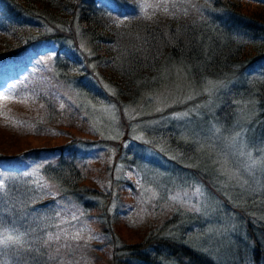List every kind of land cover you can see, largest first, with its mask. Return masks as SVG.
I'll return each instance as SVG.
<instances>
[{
    "label": "trees",
    "instance_id": "obj_1",
    "mask_svg": "<svg viewBox=\"0 0 264 264\" xmlns=\"http://www.w3.org/2000/svg\"><path fill=\"white\" fill-rule=\"evenodd\" d=\"M162 1L0 0V264H264V0Z\"/></svg>",
    "mask_w": 264,
    "mask_h": 264
},
{
    "label": "rangeland",
    "instance_id": "obj_2",
    "mask_svg": "<svg viewBox=\"0 0 264 264\" xmlns=\"http://www.w3.org/2000/svg\"><path fill=\"white\" fill-rule=\"evenodd\" d=\"M163 1H165V0H163ZM34 58H35V56H33L32 54L26 55V56L18 59L16 63L10 64L8 66L7 70H9V72H11V70L15 68L18 70L23 69L25 71L28 68V66L31 65L32 62L36 61ZM263 68H264V65H262L261 67L255 68V69H248L246 71V75L244 76L245 77L244 79L249 80L251 78L256 77L257 74H255V73L262 72ZM4 81H5L4 77H2L0 75V107H4L3 111L8 110V111L14 113L15 117L22 115V114H25L27 112V109H28L26 104H22V102L13 101L12 99L9 100V96H8L9 89L8 88L4 89V86H3ZM231 81H233V79H231ZM18 105H22V106H18ZM3 117L4 118L7 117L5 112H3ZM22 145L23 144L20 141L18 143V146H22ZM225 148L227 151H234V154H233L234 161H236V163L239 166L242 167L244 165H247L250 161L253 162V160L251 158L252 153H251V150L249 149V147L239 144L240 150L238 151V150H236L235 145L227 144L225 146ZM95 155L92 154L93 157ZM102 156L103 155H101L99 158V154H97L98 158L91 160L92 161L91 165L93 167H99L102 164V162L104 161ZM128 177L130 178V176H128ZM133 177H134L133 181L136 182L137 178L139 177L137 172H135V174H133ZM106 181H107V174L106 173L103 174L102 172H100L98 175H96L92 178H89L87 180V184L90 187H92L98 191H102V190H104V188L106 186ZM130 203L131 204L134 203V205H136L137 199L134 198L133 196H131V194L129 192L127 202L125 205H128ZM127 216H128L127 219L122 220V227L120 228L121 237L129 240L130 242H135V241L141 240L147 231V225H148L147 221H148V218H151V216L142 215L141 206H139V207L135 206L133 209V213L130 216L127 214ZM92 231H93V229H92ZM62 232L63 231L59 232V230H58V233H62ZM65 235L66 234L59 236V241L61 244L64 243V236ZM69 235H70L71 240H77L76 236L73 233H69ZM91 238L93 239V241L95 243L100 242V240H98L95 235L91 236Z\"/></svg>",
    "mask_w": 264,
    "mask_h": 264
}]
</instances>
